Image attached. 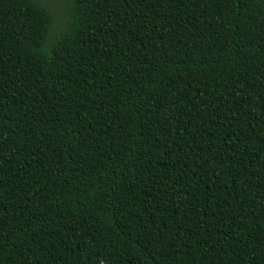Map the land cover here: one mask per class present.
<instances>
[{"label":"trees","instance_id":"16d2710c","mask_svg":"<svg viewBox=\"0 0 264 264\" xmlns=\"http://www.w3.org/2000/svg\"><path fill=\"white\" fill-rule=\"evenodd\" d=\"M64 4L0 0V264H264V0Z\"/></svg>","mask_w":264,"mask_h":264},{"label":"rangeland","instance_id":"374dc122","mask_svg":"<svg viewBox=\"0 0 264 264\" xmlns=\"http://www.w3.org/2000/svg\"><path fill=\"white\" fill-rule=\"evenodd\" d=\"M45 3L54 9V13L57 18H62L63 10L61 8L65 7L64 0H45Z\"/></svg>","mask_w":264,"mask_h":264}]
</instances>
